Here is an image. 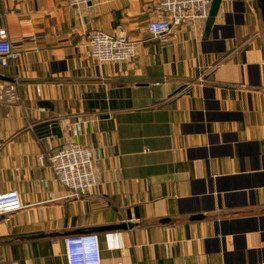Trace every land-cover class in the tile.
<instances>
[{
  "label": "crops",
  "instance_id": "0c3cea01",
  "mask_svg": "<svg viewBox=\"0 0 264 264\" xmlns=\"http://www.w3.org/2000/svg\"><path fill=\"white\" fill-rule=\"evenodd\" d=\"M161 1L0 0L15 55L0 73V195L24 205L0 216L2 264H67L65 239L84 234L103 264H264L258 0H222L207 39L198 21L165 41L146 32ZM94 31L134 42L136 58L99 63ZM53 120L62 136L40 135ZM71 143L95 149L97 184L79 199L47 160Z\"/></svg>",
  "mask_w": 264,
  "mask_h": 264
},
{
  "label": "built area",
  "instance_id": "2783aa9c",
  "mask_svg": "<svg viewBox=\"0 0 264 264\" xmlns=\"http://www.w3.org/2000/svg\"><path fill=\"white\" fill-rule=\"evenodd\" d=\"M77 10L91 0H65ZM213 0H162L157 10L160 16L146 25V32L165 41L174 28L207 21ZM87 48L91 57L99 63H126L136 58V44L125 37L113 38L99 31L88 37ZM15 57L12 43L5 29L0 30V73L11 65ZM18 83H9L3 88L9 104L18 102ZM67 126L80 131V123ZM95 149L79 144H67L53 151L47 160L56 182L67 191V198L79 199L92 193L97 184L94 162ZM44 164L45 157L38 158ZM24 208L17 191L0 195V216L19 212ZM67 264H103L101 244L97 234L72 235L65 239ZM4 259H0V264ZM123 264V263H121ZM138 264V263H129Z\"/></svg>",
  "mask_w": 264,
  "mask_h": 264
},
{
  "label": "water",
  "instance_id": "95a60500",
  "mask_svg": "<svg viewBox=\"0 0 264 264\" xmlns=\"http://www.w3.org/2000/svg\"><path fill=\"white\" fill-rule=\"evenodd\" d=\"M222 0H213L211 12L208 20L206 21V29L204 33V39H207L211 33V29L215 22V18L219 12ZM259 8L261 9L263 22H264V0H258ZM2 77L0 76V79ZM40 106L48 107V103H41ZM59 122L56 120L53 121H46L40 125H38L37 130L40 135L43 136H50V135H58L59 137L62 136L61 128L59 127ZM196 219H201V217H195Z\"/></svg>",
  "mask_w": 264,
  "mask_h": 264
}]
</instances>
